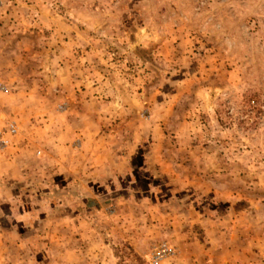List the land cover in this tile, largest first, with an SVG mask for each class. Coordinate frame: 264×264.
<instances>
[{
  "label": "rangeland",
  "instance_id": "374dc122",
  "mask_svg": "<svg viewBox=\"0 0 264 264\" xmlns=\"http://www.w3.org/2000/svg\"><path fill=\"white\" fill-rule=\"evenodd\" d=\"M0 264H264V0H0Z\"/></svg>",
  "mask_w": 264,
  "mask_h": 264
}]
</instances>
